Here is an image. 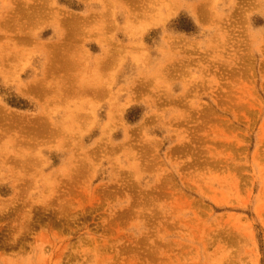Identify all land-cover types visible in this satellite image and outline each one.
Instances as JSON below:
<instances>
[{
	"label": "rangeland",
	"instance_id": "374dc122",
	"mask_svg": "<svg viewBox=\"0 0 264 264\" xmlns=\"http://www.w3.org/2000/svg\"><path fill=\"white\" fill-rule=\"evenodd\" d=\"M0 264H264V0H0Z\"/></svg>",
	"mask_w": 264,
	"mask_h": 264
}]
</instances>
